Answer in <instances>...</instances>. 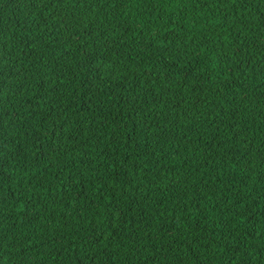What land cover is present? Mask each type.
<instances>
[{"label": "trees", "instance_id": "obj_1", "mask_svg": "<svg viewBox=\"0 0 264 264\" xmlns=\"http://www.w3.org/2000/svg\"><path fill=\"white\" fill-rule=\"evenodd\" d=\"M0 264H264V0H0Z\"/></svg>", "mask_w": 264, "mask_h": 264}]
</instances>
